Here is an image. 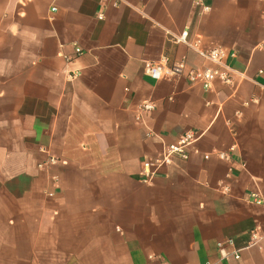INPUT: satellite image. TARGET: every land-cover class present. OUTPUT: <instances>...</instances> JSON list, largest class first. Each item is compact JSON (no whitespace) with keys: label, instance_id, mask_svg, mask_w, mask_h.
Wrapping results in <instances>:
<instances>
[{"label":"crops","instance_id":"0c3cea01","mask_svg":"<svg viewBox=\"0 0 264 264\" xmlns=\"http://www.w3.org/2000/svg\"><path fill=\"white\" fill-rule=\"evenodd\" d=\"M201 4L0 0V264H214L218 242L264 235V0ZM185 31L235 54L230 84L145 75L212 67ZM185 132L188 160L143 184ZM223 264H264V245Z\"/></svg>","mask_w":264,"mask_h":264},{"label":"built area","instance_id":"2783aa9c","mask_svg":"<svg viewBox=\"0 0 264 264\" xmlns=\"http://www.w3.org/2000/svg\"><path fill=\"white\" fill-rule=\"evenodd\" d=\"M114 6H117V2L114 3ZM193 6L196 9H199L200 14L209 11V8L204 7L201 4V0H193ZM98 19L102 20L103 17L99 16ZM174 42L176 44H184L203 61L211 64L212 67L204 69H187L184 60L169 66L168 59L163 57L158 63H145L144 73L146 76L153 81L158 82L165 78H175L185 75L191 85L200 86L205 91L211 89V86L215 81L230 84L231 69L226 65V61L229 57H235L234 53L228 52L220 47L203 50L200 46L199 40L194 42H189L187 40L186 31L179 37H175ZM261 48L264 49V46ZM75 54L79 56L82 52L80 49H76ZM74 77L75 75L72 76V78ZM153 110L154 105L152 103L146 102L141 104L137 108L136 120H140L142 114L150 113ZM150 136L151 134L148 133L147 137ZM197 139L198 137H196L192 132H185L175 143L164 146L161 153L156 158L144 161L141 169V182L143 184L151 183L160 170L174 160L187 161L189 158V151ZM216 156L219 159H227L226 155L223 154H216ZM56 162L57 161L50 159L46 165H54ZM43 166H45V164L40 165L39 167ZM47 196L52 198L53 194L49 193ZM251 198L254 199L257 204H261L257 194L251 195ZM260 245H264V235H261L256 231H251L248 235V241L243 248L247 249L258 247ZM243 248H237L233 239L218 242L216 244L218 259L214 264H223L229 260L239 261Z\"/></svg>","mask_w":264,"mask_h":264}]
</instances>
